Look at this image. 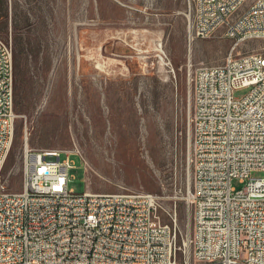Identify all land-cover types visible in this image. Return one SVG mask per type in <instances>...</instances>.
<instances>
[{"label": "built area", "instance_id": "built-area-1", "mask_svg": "<svg viewBox=\"0 0 264 264\" xmlns=\"http://www.w3.org/2000/svg\"><path fill=\"white\" fill-rule=\"evenodd\" d=\"M185 14L190 44L222 31L233 45L191 73V185L175 184L170 221L156 192L73 190L72 152L34 149L28 135L23 186L9 188L19 114L14 51L0 36V264H264V176H252L264 171V0H187ZM250 40L261 43L239 50ZM159 58L173 68L165 50ZM181 200L191 206L185 230Z\"/></svg>", "mask_w": 264, "mask_h": 264}, {"label": "rangeland", "instance_id": "rangeland-1", "mask_svg": "<svg viewBox=\"0 0 264 264\" xmlns=\"http://www.w3.org/2000/svg\"><path fill=\"white\" fill-rule=\"evenodd\" d=\"M7 6L9 22L0 17V36L13 51L19 40L29 57L14 72L19 115L5 165L9 188L23 186L28 135L34 149L72 152L73 190L156 192L170 221L175 184L191 185V73L200 62L221 63L233 40L218 31L190 44L187 0H7ZM260 43L250 40L239 50ZM160 49L173 68L162 64ZM233 185L243 186L238 178ZM190 209L179 201L182 230Z\"/></svg>", "mask_w": 264, "mask_h": 264}, {"label": "trees", "instance_id": "trees-1", "mask_svg": "<svg viewBox=\"0 0 264 264\" xmlns=\"http://www.w3.org/2000/svg\"><path fill=\"white\" fill-rule=\"evenodd\" d=\"M0 17H2L5 25L9 22V14H8V6H7V0H0ZM29 61V57L26 55V51L24 49V45L18 40L16 42V47L14 49V65L18 70L21 69V65L24 60ZM27 67H29V63L27 62ZM184 89V88H183ZM186 91H182V101L185 104L186 103ZM186 115V112H183V117Z\"/></svg>", "mask_w": 264, "mask_h": 264}]
</instances>
